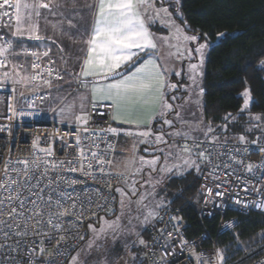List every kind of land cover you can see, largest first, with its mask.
Segmentation results:
<instances>
[{
	"label": "snow or ice",
	"instance_id": "6c2138e0",
	"mask_svg": "<svg viewBox=\"0 0 264 264\" xmlns=\"http://www.w3.org/2000/svg\"><path fill=\"white\" fill-rule=\"evenodd\" d=\"M157 2L160 3V7H157ZM176 2L179 3V0ZM69 7L75 13L72 18L65 17L64 11H61ZM84 9L87 10L86 14ZM48 15H59L63 19L52 23L48 20ZM86 16L90 17V22ZM76 19L81 22L79 25L74 23ZM41 20L46 26L51 24L55 33L67 35L68 32L64 28L66 20L69 30L76 29L86 37L83 40L86 47L80 49L83 56L76 58L80 62L79 70L69 69L67 71V74L78 85V89H83V92L78 91L71 101H68L67 96L54 98L63 104L60 113H67L75 124L77 155L74 159H57L50 145L41 147L39 141L34 140L30 156L16 160L8 158L3 161V168L0 169V264H37L38 258L45 252V241L50 244L52 240H56L57 253L66 255V250L60 251L61 243L67 239L64 235L65 224L70 223L75 228L77 223L95 218L97 211L92 210L94 203L97 210H106V215H114L115 218L110 220L105 216H100L96 224H88V229L93 235L87 241V256L91 255L93 249L97 253L101 251L103 244L98 243L99 241H106L110 235L115 240L118 234L125 230L122 219L126 215V209L129 225L133 218L140 220L141 215L143 216L141 224L145 226L155 220L163 221L159 210L166 206L165 202L160 201L154 207H149L145 201L150 196L155 197L154 189L156 185L163 182L165 177L183 176L192 169L199 173L202 163H212L213 156L210 149L202 145L205 142L215 143L217 139L216 137L208 139V134L215 131L210 124L204 133L205 141L197 140L188 132L165 133L162 130L154 132L152 129V123L158 119H162L164 125L173 127V121L166 118L174 111V108L169 102L165 89H174L177 85L168 83L166 80L169 69L161 63L165 58L162 49L164 47L174 48L175 51H168L166 55L184 58L182 49L186 48L187 42L199 39L196 35H187L184 29L172 19V13L167 7H163V0H84L82 6H78V0H0V28L8 29V32L0 35V69L3 70L0 71V87L11 83L14 93L15 86L34 93L42 86L52 88V80L48 77H54L56 80L64 79V76L54 71L53 68L47 65L42 66L41 61L49 57L51 52L47 42L56 44L57 41L53 36L42 33ZM158 22L163 28L168 29L169 35L157 36L152 31V25ZM223 35V33L220 34V36ZM6 37L9 38L6 39ZM26 40L39 42V44L34 48H29L25 44ZM206 47H208L207 44H200L195 48V51L200 54L199 66L203 65ZM41 48L43 50H40ZM63 50L60 47V51L63 52ZM190 55L191 50L189 49L188 56ZM29 57L31 58V71L26 66ZM20 61H25V63ZM54 63L55 61L49 59V64ZM261 64L264 65V60ZM65 66H67V61H65ZM199 66L197 64L189 66V71L192 73L189 78L193 84L196 83L197 75L201 74ZM175 74L179 76L180 72ZM203 91L201 88L200 93L202 94ZM19 95L25 103H28L24 91H21ZM241 95L243 105L240 113H244L249 111L253 102L251 89L246 87ZM44 98L41 97L42 100ZM12 99H15V96ZM171 99L175 100L176 97L173 96ZM32 104L34 101L29 104V107ZM97 105H104L111 109L113 121L133 126L126 130L111 126L101 130L113 136L123 133L124 136L133 138V158L125 160L124 171L113 173L109 170L114 161L105 157L115 152L111 143L106 153L92 151V148H99L94 141L87 145L84 143L89 140V136H84L82 133H90L87 127L90 117L85 109L87 106L95 109ZM8 111L13 116L17 115V110L11 102L8 104ZM18 114L24 116L33 113L20 111ZM175 115L182 124L189 123L181 119L179 112ZM237 118L231 113L224 117L230 122L236 121ZM249 119L257 122L264 121V117L260 114L252 115L250 112ZM260 127V123L252 124L246 128V131L251 132L254 128ZM196 128H199V124ZM223 128L227 130V124ZM166 136L182 137L185 143L183 145L169 144ZM238 139L241 143L246 142L244 135H240ZM188 140H192L191 145L186 142ZM258 142L259 138L252 141L253 144H258ZM137 144L165 145V147H155L153 151L160 155H153L151 159L144 156H139L137 159ZM65 146L71 147L72 145L66 144ZM144 151L148 152L149 149L145 148ZM259 151L264 152V148H260ZM93 161L95 165H99L96 171H94ZM234 162L244 163L243 161ZM219 167V164L215 165V168ZM225 167H230V165L226 164ZM245 167L251 172L254 168L264 167V162L261 164L248 163ZM146 168L149 179L145 180L144 184L152 187L151 192L146 190L141 192L144 184L136 179V177L142 179ZM65 172H79L93 180L99 175L109 187H111L110 178L113 176L124 181V187L115 189L120 196L119 215H116L114 207L109 206L110 203H115V198L111 202L105 198L103 203H96L91 197L85 201L81 193L74 194V186L81 184L82 181L66 177L63 175ZM153 173H158L160 179L154 180ZM217 187L219 188L220 185ZM67 188H73L74 191L69 192ZM207 191L209 194L212 193L211 188ZM216 196L223 197L224 193L218 191ZM133 197L136 199L133 200ZM208 202L209 200L206 199L205 204ZM133 204L136 205L137 211L135 217L131 216ZM256 207L264 209V203H258ZM67 217H74V220L68 221ZM169 220L173 222L172 231H168L167 227L160 229L162 235L167 233L166 240H171L174 232L179 234L182 217L170 216ZM97 224H99L98 227ZM224 226L230 228L233 225L228 222ZM128 231L129 234H133L132 229ZM134 234L140 236L138 232ZM85 235L87 233H80L79 229H76L77 239L84 240ZM33 237H40L39 243L32 239ZM137 244L145 248L149 247L142 237L132 242L133 247ZM180 245L182 248L190 247V254L195 257L196 264H208L207 261L202 260V254L195 252L194 244L189 246V242L183 236H180ZM125 247H129L127 243ZM161 247L162 254L153 261V264H169L167 257L174 255V249L169 251L166 243ZM217 258L220 264H223L225 257L220 250H217ZM131 259L136 261V255L132 254ZM70 264H86V261H81L80 253L77 252L71 257ZM94 264H110V262L105 256L95 261ZM139 264H144L143 259L139 261Z\"/></svg>",
	"mask_w": 264,
	"mask_h": 264
},
{
	"label": "built area",
	"instance_id": "2783aa9c",
	"mask_svg": "<svg viewBox=\"0 0 264 264\" xmlns=\"http://www.w3.org/2000/svg\"><path fill=\"white\" fill-rule=\"evenodd\" d=\"M5 29L0 28V35L4 34ZM26 45L29 48H34L37 44ZM49 59L55 61V63L49 64ZM41 63L42 66L47 65L65 77V70L58 63L52 51L49 57L43 58ZM26 65L31 71L30 57L27 59ZM48 78L52 80V88L42 86L39 90L27 96L28 103H25L20 95L16 97V91L14 93L9 85L0 87V129H3L0 130V169L3 168L5 159L16 160L30 156L34 140H38L41 147L50 145L57 159H74L77 155L75 124L51 122L47 116H42L41 107L46 98L63 81L56 80L54 77ZM75 86L78 87L76 83ZM13 96H15V99H12ZM41 97L45 98L42 100ZM32 101H34V104L29 107ZM10 102L17 110L15 116L8 111ZM20 111L33 114L21 116L18 114ZM86 112L90 117L87 127L90 129V133L95 134L82 133L84 136H89V140L84 142L85 145L94 141L99 145V148H92L91 150L106 153L108 152V145L111 143L115 148V152L109 153L105 158L114 161L112 168L109 169L111 172L120 171L115 167L118 139L111 133L101 131L109 126L113 127L111 109L104 105H97L95 109L90 107ZM8 117L12 118L9 119ZM196 139L205 141V138ZM256 139V137H246L245 143H241L238 138L231 141L216 139L215 143L205 142L202 145V147L210 149L213 156L212 163H202L200 166L202 173L198 187L200 194L198 217L204 229L200 234L190 236L191 221L183 216L179 209L169 205L165 206L159 211L163 221L155 220L148 227L145 241L149 247H143L145 264H153V261L161 256V246L165 243L168 245L169 251L174 249V255L167 257L169 264H196L195 257L190 254V247H181L180 236H183L189 242V246L194 244L195 252L202 254V260L207 261L208 264H220L217 258V250H220L225 257L223 264H264V228L258 231L253 240L246 243L239 238L237 233L239 215L264 214V209L256 207V204L264 203V167L254 168L251 172L247 171L245 167L248 163L261 164L264 162V152L259 151L260 148H264V141L259 140L258 144H253L252 141ZM186 142L189 145L192 144V140ZM184 143L185 140L182 139L180 144L183 145ZM66 144L72 146L66 147ZM217 153H219V156H217ZM234 161H243L244 163ZM93 164L95 165V161H93ZM217 164L220 165L219 168H215ZM226 164L230 167H225ZM98 168L99 165H95L94 171ZM63 175L82 181L81 184L74 186L75 191L73 188H67L69 192L81 193L85 201L88 197H91L96 203H103L105 198L111 202L115 198V203H110L109 206L116 209L119 203V193L115 189L122 187L124 181L113 176L110 178L111 187H109L104 180L100 179L99 175L95 180L83 176L79 172H65ZM105 179H109V177H105ZM217 185H220V187L218 188ZM65 187L67 186L65 185ZM208 188L212 189L211 194L208 193ZM218 191L223 192L224 196H216ZM206 199L209 200L207 204H205ZM92 210L97 211L95 218L85 219L83 223H77L75 228L70 223L65 224L66 231L64 235L67 239L61 243L60 251L66 250V255L57 253L56 240H52L50 244L45 241V252L38 258L37 264H69L73 254L89 237L88 224L94 223L100 216L106 215V210H97L95 203L92 205ZM170 216L182 217V221L179 234L174 232L173 238L166 240L167 233L165 232L162 235L160 229L167 227L168 231H172L173 222L169 220ZM215 218H217V229L215 235H212L205 222ZM66 220L72 221L74 217H67ZM228 222H231L233 226L230 228L225 227L224 225ZM77 228L80 233H87L84 240L76 238ZM223 235H232L234 239H230L225 244H220V237ZM32 239L39 243L40 237H33Z\"/></svg>",
	"mask_w": 264,
	"mask_h": 264
},
{
	"label": "trees",
	"instance_id": "16d2710c",
	"mask_svg": "<svg viewBox=\"0 0 264 264\" xmlns=\"http://www.w3.org/2000/svg\"><path fill=\"white\" fill-rule=\"evenodd\" d=\"M181 8L183 20H180L185 29L198 34L200 39L207 37L216 41L219 33L228 32L209 50L204 76L206 120L221 123L228 113L232 116L240 114L243 104L241 93L246 87L251 89L253 102L250 111L244 113H259L264 117V65L261 64L264 60V0H182ZM239 116H244L241 122L246 126L244 129L240 124V128H235V134L245 131L242 135L264 141V131L254 128L247 132V126L256 123L246 120L244 114ZM194 172L192 169L168 184L171 190L176 191V195H170V206L179 209L192 223L190 236L200 234L204 229L198 217L200 196L198 201L195 200L202 169L199 176ZM205 225L215 235L217 218L206 221ZM262 228L264 214L239 215L237 233L243 242L255 238ZM230 239H234L232 235H223L220 244Z\"/></svg>",
	"mask_w": 264,
	"mask_h": 264
},
{
	"label": "rangeland",
	"instance_id": "374dc122",
	"mask_svg": "<svg viewBox=\"0 0 264 264\" xmlns=\"http://www.w3.org/2000/svg\"><path fill=\"white\" fill-rule=\"evenodd\" d=\"M167 1H169L168 4L163 5V7H167L169 12L172 13V19H174L176 23H178V25H180L181 23V25L185 28L184 23H182L181 20H179V19L183 20V14L181 10L182 0H179V3H177L176 0H167ZM157 27H159L158 30H160V32L163 35L165 36L169 35L168 29L163 28L159 24V22L157 24H154V28H157ZM5 32H8V29H5L4 33ZM185 33L189 36L196 35L197 37H199L198 34L192 33L190 31L185 30ZM221 33H223L224 35L220 36ZM221 33L217 35L216 41H211L207 37L203 39H200L199 37L197 41H194V42L189 41L191 43L190 44L188 43L186 45V48L182 49V51H184V58H181V65L180 67H178V72H180V75L179 76L176 75V77H173V78L171 77V80H170V83L177 85V87L174 89H168V95H167L169 102L173 104L174 111L169 113L166 118L173 121V127L170 128L168 125H164L162 123V119H159L152 125V129L154 132H159L161 130L164 131L165 133L180 131V132H188L194 138H205L204 133L207 131V126L210 124L212 128L215 129V131L209 133L208 138L216 137L218 140H227V141L230 140L231 141V140H235L239 138V134L240 135L245 134L244 133L245 131L235 134L236 133L235 128H240L238 126L241 124V125H244V129H245L246 125L241 122L244 116L240 117L239 115L244 114L246 120H250L249 113H240L239 115L238 114L233 115V116L238 117L236 121L230 122L224 119V121L221 123H211L207 121L205 118V114H204L205 113L204 112V104H205L204 91L201 94L200 89L202 88L204 90V76H205L206 62L208 59V54H209V50L211 46L218 40L224 38L226 34H228V32H221ZM31 43H36V42H32L29 40L25 41V44L30 45ZM172 43H175V41H172ZM200 44L208 45V47L204 49V57H203L202 66H199L200 65V54L195 51V48H197ZM189 49L191 50L190 57L188 56ZM172 51H175V49L173 48ZM20 62L25 63V61H20ZM191 64H197L199 66V72L201 73L200 75H197L195 84H193L192 80L189 78L192 75V73L189 71V66ZM0 71H3V70L0 69ZM5 85H9L10 87L13 88V85L11 83H6ZM15 87H16V97L19 96V93L21 91L25 92L26 97L33 94L32 92H29L27 89L21 88L20 86H15ZM78 91L83 92V89H78V87H76L75 85L71 86V84L64 85V81L61 82L59 87L55 88V91L52 94H50L49 96L50 98L49 97L46 98L45 103L42 105L41 107L42 116H46L49 114V112H51V114L48 116L49 121L58 122L61 124H73L72 120L70 119L67 113H64V114L60 113V108L63 107V104H61L57 99H54V98L57 96H67L68 101H71L72 98L77 95ZM173 96L176 97L175 100L171 99V97ZM197 101H199V103H197ZM77 103L79 102L77 101ZM53 108H55L54 109L55 111H52ZM88 109L89 107L85 109V111ZM176 112L180 113V117L182 120L188 121L189 123L182 124L180 120H177L176 115H175ZM256 114H259V113H253L252 115H256ZM254 122L260 123L261 127L257 129L264 131L263 121L261 122L253 121V123ZM197 124H199V128H196ZM225 124H227V130H224L223 128ZM248 127L249 125L247 126V128ZM117 129L126 130L129 128L119 127ZM116 137L118 139V146L116 150L117 157H116L115 167L120 171H124L123 164L125 160H131L133 158V151H132L133 138L126 137L123 135V133H121V135L116 136ZM165 138L168 140L169 144L175 143L176 145H181L180 141L183 139L182 137H173V136H166ZM155 147H165V145L149 146L148 144H137V148H138V151L136 153L137 159L139 156H144L147 159H151L153 155H160V153L153 151ZM145 148H148L149 151L145 152L144 151ZM166 151H167V148H166ZM173 151H175V149H173ZM193 171H195V169H193ZM194 173L196 176H199V173H197L196 171ZM185 174H187V172ZM152 177L154 180L160 179V175L158 173H153ZM176 177H180V176L172 175L171 178L165 177L162 183L156 185L154 189L156 193L155 197L153 198L150 196L148 200L145 201V203H148L149 207H154L156 203L160 201H164L166 206L168 205L170 206L171 203L168 204L167 202L171 201V198H170L171 194L176 195V191L171 190L168 187V184L171 182L172 179ZM136 179H138L141 184H144V181L149 179L148 169L146 168L144 170V173L142 174V179L141 177H136ZM124 186L125 185L123 183L122 187ZM145 190L148 192L153 191L152 187L148 184H144V188L141 189V192H144ZM196 193H197V199L195 200L198 201L199 196H200L198 194V185H197ZM135 199L136 197H133V200ZM119 200H120V196H119ZM125 211H126V215L122 219V223L125 226V230L118 234L117 239L114 240L113 236L110 235L106 241H103V240L99 241L98 243L103 244V248L101 249V251L97 253V251L93 249L91 252V255L87 256V241L93 235L89 231L90 232L89 237L80 245V247L73 254V256H75L77 252H79L80 260L86 261V264H94L95 261L105 256L108 258L110 264H136V263H139L141 259H143L144 261L143 246H140L137 244V246L133 247L132 242L138 241V239L141 237L145 240L148 227L151 224H153L155 221H152L150 224L146 226L142 225L141 220L143 219V216L141 215L140 220L133 218L132 223L129 225L127 209ZM119 212H120V205L118 203L116 215H119ZM136 215H137L136 205L133 204L131 216L135 217ZM105 217L110 220L115 218L114 215H108V216L105 215ZM98 220L99 219H97L94 222V224H96ZM98 226L99 224H97V227ZM129 229L133 230V234H129V231H128ZM136 232L140 233L139 237L134 234ZM126 243L129 246L128 248L125 247ZM132 254L136 255L137 257L136 261H133L131 259ZM70 261L71 259L69 260V264H70Z\"/></svg>",
	"mask_w": 264,
	"mask_h": 264
},
{
	"label": "crops",
	"instance_id": "0c3cea01",
	"mask_svg": "<svg viewBox=\"0 0 264 264\" xmlns=\"http://www.w3.org/2000/svg\"><path fill=\"white\" fill-rule=\"evenodd\" d=\"M169 1L163 0V5H167ZM84 4V0H78V6H82ZM160 3L157 2V7H160ZM44 11V10H42ZM61 11H64V16L68 18H72L75 13L71 11V8L69 7L68 9H61ZM84 13H87V10L84 9ZM178 18V17H177ZM63 19V17L57 15V16H52L48 15V20L51 21L52 23H56L57 21ZM86 19L90 22V17L86 16ZM180 20V19H179ZM74 23H77L78 25L81 23L78 19L74 20ZM178 24V23H177ZM41 30L44 35H49L53 36L57 43L56 44H51L50 42H47L51 48L52 53L55 55L58 63L64 68L65 70V77L63 79L64 85H75V81L72 79L71 76L67 74V71L69 69L73 71H78L79 70V61L76 59L77 57H82L83 53L80 51V49L85 48L86 46L83 43V40L86 38L84 35L81 33L77 32L76 29H68L66 20L64 23V28L65 31L68 32L67 35H60L57 34L53 31L51 24H48L47 26L45 25L44 21L41 20ZM180 26L186 30L180 23ZM159 27L154 28V25H152V31L157 35L161 36L163 35L160 30H158ZM187 31V30H186ZM31 41V40H29ZM35 42V41H32ZM190 44L191 42H187V44ZM36 44H39V42H36ZM60 47H62L64 50L63 52L60 51ZM168 51H172V49H168L167 47H164L162 49V53L164 54L165 58L161 61L164 67L169 69V72L167 74L166 80L168 83H170L171 77H176V72H178V67L181 65V58H176V57H168L166 54ZM144 56V54H141ZM65 61H67V66H65ZM62 81V82H63ZM166 95H168V89H165ZM50 98V97H49ZM89 108L91 106H88ZM87 107V108H88ZM86 108V109H87ZM55 108L52 109L54 111ZM51 114L49 112L47 117ZM49 119V118H48ZM159 120V119H158ZM157 120V121H158ZM156 122V121H155ZM153 122L152 125L155 123ZM113 127L115 128H133L132 125H125V124H119L116 121H113Z\"/></svg>",
	"mask_w": 264,
	"mask_h": 264
},
{
	"label": "bare ground",
	"instance_id": "6f19581e",
	"mask_svg": "<svg viewBox=\"0 0 264 264\" xmlns=\"http://www.w3.org/2000/svg\"><path fill=\"white\" fill-rule=\"evenodd\" d=\"M179 208V207H178Z\"/></svg>",
	"mask_w": 264,
	"mask_h": 264
}]
</instances>
